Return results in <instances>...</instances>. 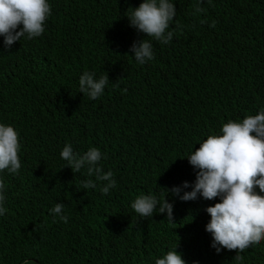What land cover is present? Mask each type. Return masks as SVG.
I'll use <instances>...</instances> for the list:
<instances>
[{"label": "trees", "instance_id": "trees-1", "mask_svg": "<svg viewBox=\"0 0 264 264\" xmlns=\"http://www.w3.org/2000/svg\"><path fill=\"white\" fill-rule=\"evenodd\" d=\"M142 2L48 0L41 37L8 50L0 36V123L18 132L22 165L19 175L0 172V264H155L176 247L186 264H234L237 253L217 254L205 231L218 198L184 202L165 192L176 225L158 210L141 218L131 204L193 184L187 158L199 143L264 107V0H203L199 14L198 0H171L182 29L167 45L153 41L155 59L139 65L129 50L147 37L126 12ZM85 71L109 76L95 101L79 92ZM66 144L80 154L98 148L117 186L108 195L100 182L84 189L86 169L74 174L60 156ZM57 203L67 224L49 211ZM244 256L243 264H264V241Z\"/></svg>", "mask_w": 264, "mask_h": 264}, {"label": "clouds", "instance_id": "clouds-1", "mask_svg": "<svg viewBox=\"0 0 264 264\" xmlns=\"http://www.w3.org/2000/svg\"><path fill=\"white\" fill-rule=\"evenodd\" d=\"M202 2L198 0L193 14L206 13V9L201 7ZM208 3L211 4V0ZM176 12V5L171 0H143L139 7L127 10L129 26L147 37L135 41L129 50L134 53L132 57L139 65L155 59L153 41L167 45L176 30L182 29L175 19ZM51 15L48 0H0V36L4 38L5 48L10 50L22 39L41 37L45 32V22ZM200 22L207 23L204 20ZM173 24L175 27H171ZM210 27L215 28L216 21ZM109 83L108 74L96 78L94 72L85 71L79 78V92L95 101L103 95ZM112 86L118 87V84L115 82ZM20 149L18 132L13 126L0 123V172L6 170L10 175H19L22 167ZM60 156L74 174L86 169L89 178L81 180L84 189H94L100 182L101 193L108 195L117 186L113 173L103 171L100 162L106 157L98 148L90 147L80 154L74 152L71 144H66ZM187 160L197 170L193 184L184 182L171 189L160 188V197L154 194L138 196L131 208L144 219L152 218L157 210L160 215L167 213L166 221L176 225L174 205L164 197L165 192L184 202L201 197L206 201L218 198L219 203L206 209L211 219L205 231L212 237L211 247L217 254L225 249L235 251L234 264H243L244 253L264 241V107L242 120L222 123L220 134L208 135ZM188 188L192 190L184 191ZM5 191L6 186L0 180V216L7 212L3 206ZM64 208L63 203H57L49 211L67 224ZM177 248L157 258L155 264H186ZM23 264H33V261L26 259Z\"/></svg>", "mask_w": 264, "mask_h": 264}]
</instances>
